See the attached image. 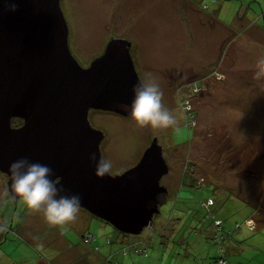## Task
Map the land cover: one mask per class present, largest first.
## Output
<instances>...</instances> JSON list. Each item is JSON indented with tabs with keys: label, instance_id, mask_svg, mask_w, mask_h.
Returning <instances> with one entry per match:
<instances>
[{
	"label": "rangeland",
	"instance_id": "374dc122",
	"mask_svg": "<svg viewBox=\"0 0 264 264\" xmlns=\"http://www.w3.org/2000/svg\"><path fill=\"white\" fill-rule=\"evenodd\" d=\"M61 3L71 51L84 67L111 39L124 38L141 80H155L163 91L162 102L176 117L168 128L139 127L101 109H92L89 119L104 132L102 157L112 161V175L134 167L157 137L169 165L161 179L169 194L140 234H124L82 207L62 228L30 209L21 218L25 205L9 196L8 176L0 172V264H72L84 252L88 264H105L122 249L117 240L110 247L111 236L148 251L144 257L143 247L130 245L127 257L112 255L111 263L218 264L214 218L201 204L209 197L225 227L242 225L226 244L228 264H264V79L255 77L264 58V0ZM196 179L207 184H192ZM88 233L96 240L88 243Z\"/></svg>",
	"mask_w": 264,
	"mask_h": 264
},
{
	"label": "water",
	"instance_id": "95a60500",
	"mask_svg": "<svg viewBox=\"0 0 264 264\" xmlns=\"http://www.w3.org/2000/svg\"><path fill=\"white\" fill-rule=\"evenodd\" d=\"M62 0H0V172L21 157L53 169L62 194H78L80 207L125 234L151 227L169 191V172L157 137L132 168L98 178L89 159L102 157L104 132L92 109L131 117L133 85L141 80L132 43L111 39L104 53L84 67L71 51ZM17 4L12 12L7 5ZM21 119L19 126L14 119ZM165 200V201H164Z\"/></svg>",
	"mask_w": 264,
	"mask_h": 264
},
{
	"label": "clouds",
	"instance_id": "9594fccd",
	"mask_svg": "<svg viewBox=\"0 0 264 264\" xmlns=\"http://www.w3.org/2000/svg\"><path fill=\"white\" fill-rule=\"evenodd\" d=\"M12 12L17 11V4L7 5ZM257 79H264V58L259 61ZM133 99L129 105H118L128 111L136 126L150 127L152 129H165L175 124L176 117L165 108L163 91L155 80H140L133 85ZM89 159L95 165V175L103 178L111 173L113 164L111 160L100 157L96 153L90 154ZM11 175V191L23 201L24 205L35 213L43 215L45 221L51 226L65 227L74 221L80 209L81 197L78 194H62L63 188L57 183L53 169L47 164L33 162L28 157H21L12 161L9 165ZM92 235L88 233V235ZM125 234V233H124ZM90 240L88 243L95 240ZM111 243V238L108 242ZM133 247L141 246L137 242L128 243L121 251L127 255ZM111 256L106 259L105 264L111 263Z\"/></svg>",
	"mask_w": 264,
	"mask_h": 264
},
{
	"label": "trees",
	"instance_id": "16d2710c",
	"mask_svg": "<svg viewBox=\"0 0 264 264\" xmlns=\"http://www.w3.org/2000/svg\"><path fill=\"white\" fill-rule=\"evenodd\" d=\"M22 122L23 121L21 119L16 118V119L13 120V125L14 126H19V125L22 124ZM203 184H207V183L206 182H203V183L202 182H198L197 179L195 180V183H194V185H200V186L203 185ZM7 189H8V187H7ZM9 196L11 197V194L10 193H9ZM210 199H212V201H213V204L212 205L211 204L210 205L207 204L210 201ZM203 203H206L208 205V207H209L206 210L207 211V216L209 214H211L210 217H213L214 218V223L212 224V226H213V231L216 233V240H217V242L221 243L220 244L221 246H222V244L223 245L225 244V246L223 248H221V246L216 242V244L219 245V249L218 250L220 251V256H219V258L216 257L215 259L217 260V263L220 264L219 263L220 260H223L224 259V258L221 259L220 257L221 256H224L225 259H226V264H228L229 263V259H228V256L226 254V248H225L226 247V244H228V242L233 238V236L235 234V229H240L242 225L237 222L235 224L236 225L235 226V229H231V227L230 228L225 227L223 220L221 218H218V217H215L214 216V212H213L214 210H212V209L214 207L216 208V206L218 205V202H216L213 197H209V199H207V200H202L201 201V204L203 205ZM251 206H254L253 212L247 218H245L244 223H246V221L248 219L252 218L253 217L252 215L255 213V211H258L259 210V207H260L259 203L256 204V205H251ZM219 207H221V206H219ZM24 209L25 210H24L23 215L21 216V218H24V213H25V211H27V207L24 206ZM259 213L260 212H258L257 214H259ZM215 218H216V220H215ZM217 221H221V223L218 225L217 224ZM9 225H10V227H8ZM262 225H264V217H263V219H261V225H259V226H262ZM5 227H6V230L7 231H9V230L11 231L12 230V222L11 223L10 222H6V226ZM141 247H143V250L146 253V255H144V254H142V255L144 257H147L148 256L147 248L144 246V244H142ZM231 248H233V247H230L229 249L232 250Z\"/></svg>",
	"mask_w": 264,
	"mask_h": 264
},
{
	"label": "crops",
	"instance_id": "0c3cea01",
	"mask_svg": "<svg viewBox=\"0 0 264 264\" xmlns=\"http://www.w3.org/2000/svg\"><path fill=\"white\" fill-rule=\"evenodd\" d=\"M195 183V181H193L192 180V184H194ZM28 209V208H27ZM21 226V224H19V227ZM111 245H110V247H114V245H113V243H115L114 241H119V243H120V245H121V247H123L126 243H128V242H125V238L124 237H122V236H115V237H112L111 236ZM95 240H96V238H95ZM131 241H133V240H131ZM135 241V240H134ZM123 242H125L124 244H122ZM114 252H116L115 253V255H114V253L113 254H111V255H114V256H116L117 254L119 255V254H122L124 257H127V256H125L124 254H123V252H121V250L120 251H118V250H116V251H114ZM105 258V257H104ZM79 260V261H83V263L84 264H88V261H87V259L89 260V257L87 256V253L86 252H84V253H79V255L76 257V259L74 260V261H71V263L72 264H75V261L76 260ZM119 261V260H118ZM120 262V261H119ZM121 263V262H120ZM76 264H81V263H76ZM102 264H104V260L102 261Z\"/></svg>",
	"mask_w": 264,
	"mask_h": 264
},
{
	"label": "built area",
	"instance_id": "2783aa9c",
	"mask_svg": "<svg viewBox=\"0 0 264 264\" xmlns=\"http://www.w3.org/2000/svg\"><path fill=\"white\" fill-rule=\"evenodd\" d=\"M208 205H212L213 204V201H209L208 203H207ZM207 204H205V205H207ZM209 208V207H208ZM221 223V221H217V224L219 225ZM94 239V237L92 236V235H88L87 236V238H86V240L89 242L90 240H93ZM220 264H226V259L224 260H220Z\"/></svg>",
	"mask_w": 264,
	"mask_h": 264
},
{
	"label": "flooded vegetation",
	"instance_id": "af4514ba",
	"mask_svg": "<svg viewBox=\"0 0 264 264\" xmlns=\"http://www.w3.org/2000/svg\"><path fill=\"white\" fill-rule=\"evenodd\" d=\"M165 201V200H164Z\"/></svg>",
	"mask_w": 264,
	"mask_h": 264
}]
</instances>
